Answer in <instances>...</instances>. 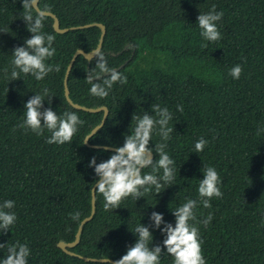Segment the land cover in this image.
Masks as SVG:
<instances>
[{"label": "trees", "instance_id": "obj_1", "mask_svg": "<svg viewBox=\"0 0 264 264\" xmlns=\"http://www.w3.org/2000/svg\"><path fill=\"white\" fill-rule=\"evenodd\" d=\"M212 5L223 12L217 22L222 39L216 42L205 41L197 24L198 15ZM39 6L56 14L62 29L104 24L102 52L108 66L118 69L126 63L118 71L127 77V84H114L106 98L92 96L85 82L95 59L89 64L79 56L70 73L68 85L75 103L106 106L110 112L91 145L123 146L124 136L135 127L133 114L154 115L153 104L169 109L174 126L165 149L177 170L172 184H164L158 195L153 189L137 201L129 197L120 208L108 211L96 192V214L72 251L116 261L134 245L132 232L140 223L153 234L151 246H162L165 237L152 226V212L174 226L171 211L187 199H199L201 169L211 166L221 177L223 197L213 198L210 209L202 205L196 209L197 221L209 213L213 216L207 227L197 225L206 264H264V0H40ZM32 14H38L34 8ZM24 15L23 0H0V204L13 200L11 211L17 216L9 232L0 233V244L26 243L28 264H108L85 262L57 246L61 240L74 241L80 223L91 214L97 177L89 162L95 157L101 163L113 154L85 145L86 135L100 124L103 113L74 109L64 89L74 54L94 50L101 29L59 34L53 19L44 17L43 32L56 37L55 55L47 63L60 70L43 81L22 74L10 82L12 51L31 38ZM127 45L134 50L122 52ZM236 65L243 69L238 80L229 75ZM6 67L9 79L4 78ZM45 87L57 115L75 112L84 122L72 143L49 145L47 130L38 136L18 127L24 104ZM44 107H49L47 100ZM201 137L209 143L195 153ZM162 142L153 132L149 146ZM156 174L162 176V170ZM76 212L78 221L70 216ZM6 255L7 247L0 249V260ZM160 264H174V258L164 253Z\"/></svg>", "mask_w": 264, "mask_h": 264}, {"label": "clouds", "instance_id": "obj_2", "mask_svg": "<svg viewBox=\"0 0 264 264\" xmlns=\"http://www.w3.org/2000/svg\"><path fill=\"white\" fill-rule=\"evenodd\" d=\"M36 0H23L25 15L24 22L27 31L31 33V38L24 42V46L16 47L12 51V70L10 82L19 80L21 75H31L36 81H43L49 73L59 71V65L48 64L47 61L54 57L56 49L53 43L56 39L54 35L43 32V13L35 16L32 10ZM223 17V12H217L216 6L212 5L211 10L200 13L197 17V24L201 29V37L208 42H216L222 39L218 29V21ZM203 47H207L204 44ZM96 60L95 68L88 72L85 82L89 84L90 94L99 98H106L114 84H127V77L122 72L108 66L107 59L102 51L93 50ZM5 79H9L8 68L4 70ZM240 65L234 66L229 75L233 79H239L242 74ZM8 91V88H7ZM52 97L45 87L42 94H34L24 104L23 122L18 126L26 133L31 132L42 136L47 130L51 135L46 140L49 145H64L72 143L74 135L79 131L78 126L84 122L75 112H64L63 116L57 115L51 108ZM48 101L49 107H44V102ZM177 110L183 112V106L178 105ZM149 115L143 112L142 115L133 114L132 122L135 127L124 136L123 146L106 147L105 151H112V155L101 163L96 162L93 157L88 167L93 168L97 179L93 183L94 189L104 200L105 211L120 208L123 200L131 197L137 201L155 190L156 194L161 193L164 184L171 185L176 175L175 161L165 151L166 142L171 139L174 126H170L172 114L167 107L161 108L159 104L151 106ZM101 128H97L95 134ZM153 132H156L162 143L155 144V148L150 147ZM93 133V135H94ZM260 130H257V135ZM89 136L84 143H86ZM209 142L203 137L194 145V152L200 153ZM155 156L158 157L154 159ZM151 168L150 173H145L144 169ZM162 170V176L156 173ZM203 179L198 186L199 199H187L181 206L172 212L175 217V225L165 223L162 214L152 212L150 219L152 226L161 232L165 237L162 246L153 243V234L143 224L135 227L136 241L130 246L125 255L116 260L114 264H160L162 254L166 253L174 258V264H206L202 254L198 224L207 227L213 216L211 213L202 221H197L196 209L202 205L206 209L211 208L210 201L213 198H222V180L214 167L204 166L202 169ZM163 182V183H162ZM15 207L13 200H6L0 204V233H7L15 224L17 216L11 211ZM71 219L78 221L80 213L70 214ZM195 222V223H190ZM7 247V255L0 260V264H28L30 256L29 246L16 242L13 245L0 244V249ZM166 250V251H165ZM108 264H113L107 260Z\"/></svg>", "mask_w": 264, "mask_h": 264}, {"label": "water", "instance_id": "obj_3", "mask_svg": "<svg viewBox=\"0 0 264 264\" xmlns=\"http://www.w3.org/2000/svg\"><path fill=\"white\" fill-rule=\"evenodd\" d=\"M39 3H40V0H36V4L34 6V9L37 11V13H43L44 17H50L53 19V29L59 33V34H65V33H68L69 31H73V30H78V29H87V28H92V27H98L101 29V37H100V40H99V43L97 45V47L94 49V50H100L102 51V47H103V42H104V38L107 34V29H106V26L104 24H100V23H91V24H87V25H83V26H77V27H71V28H65V29H62L61 28V25H60V20L59 18L57 17L56 14L50 12V11H47V10H42L39 6ZM134 50V47L132 45H127L125 46V48L123 49L122 52L126 51V50ZM120 52V53H122ZM93 53V50L91 52H85L84 50L82 49H79L76 51V53L74 54L72 60L70 61L69 65H68V68H67V71H66V74H65V78H64V89H65V98L68 102V104L73 107L74 109L76 110H81V111H85V112H89V113H100L102 112L103 113V118L100 122V124H98L94 129H92V131L86 135L85 137V140L91 136V138L93 136H95L105 125L108 117H109V109L108 107L106 106H98V107H87V106H84V105H80V104H77L75 103L71 96H70V90H69V85H68V79H69V76H70V73L73 69V66L77 60V58L79 56H83L88 62L89 64L94 60V57L92 55ZM115 55V54H113ZM126 64V63H125ZM125 64L121 65L117 70H120L122 69ZM89 72V71H88ZM97 128H101L96 134L94 133L96 131ZM94 133V135H93ZM85 143V145L87 147H90V148H93V149H105L106 147H110V146H99V145H91L90 144V139ZM84 140V142H85ZM110 151V150H109ZM92 210H91V214L89 217L85 218L79 225L78 227V230H77V233H76V237H75V240L72 241V242H67V241H64V240H61L59 243H58V248H60L63 252H65L66 254L70 255V256H74V257H78L82 260H84L85 262H95V263H108L106 262L107 260H110L111 262H115V260H112V259H109V258H90V257H85V256H82V255H79L75 252L72 251L73 248L77 247L81 241V237H82V233H83V229H84V226L89 223L94 215L96 214V191L94 189V186L92 188Z\"/></svg>", "mask_w": 264, "mask_h": 264}]
</instances>
